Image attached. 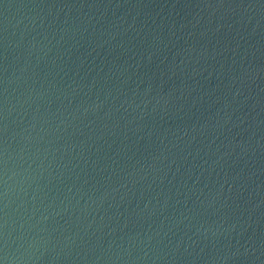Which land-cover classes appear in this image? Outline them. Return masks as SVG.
<instances>
[{
	"label": "water",
	"instance_id": "water-1",
	"mask_svg": "<svg viewBox=\"0 0 264 264\" xmlns=\"http://www.w3.org/2000/svg\"><path fill=\"white\" fill-rule=\"evenodd\" d=\"M0 264H264V0H0Z\"/></svg>",
	"mask_w": 264,
	"mask_h": 264
}]
</instances>
